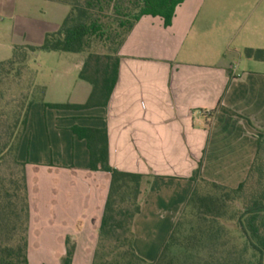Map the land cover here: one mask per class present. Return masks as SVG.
Wrapping results in <instances>:
<instances>
[{
	"label": "crops",
	"instance_id": "1",
	"mask_svg": "<svg viewBox=\"0 0 264 264\" xmlns=\"http://www.w3.org/2000/svg\"><path fill=\"white\" fill-rule=\"evenodd\" d=\"M17 2L24 10L11 14L24 40L11 42L12 51L43 43L70 12L50 0H0V9ZM262 7L264 0H187L169 27L161 17L143 16L119 51L107 107L33 104L18 155L26 163L29 264H61L68 238L75 246L72 264H93L111 176L89 170L87 142L74 127L106 129L110 165L145 176L134 247L148 262L159 255L198 168L203 179L229 188L246 179L264 136V61L236 59L232 48L261 49L255 43L262 37ZM83 60L78 55L79 73ZM67 78L61 75L60 83ZM91 92L78 74L67 103L83 105Z\"/></svg>",
	"mask_w": 264,
	"mask_h": 264
},
{
	"label": "trees",
	"instance_id": "2",
	"mask_svg": "<svg viewBox=\"0 0 264 264\" xmlns=\"http://www.w3.org/2000/svg\"><path fill=\"white\" fill-rule=\"evenodd\" d=\"M50 1L68 5L69 14L57 32L45 35L40 46H14L11 58L0 62V85L39 52L68 53L83 57L79 78L91 85L92 92L83 105L32 99L13 124L0 106V264H29L26 163L18 155L33 104L40 101L55 110L107 107L119 78V51L137 22L143 16L161 17L169 27L177 7L187 0ZM244 55L248 60L264 61L262 49L246 48ZM4 98L0 90V103ZM72 130L87 142L89 170L111 176L93 264H264V136L246 179L236 188L207 181L197 169L194 187L168 238L156 260L148 262L134 247V223L141 213L145 176L110 165L106 129ZM9 158L11 167L6 165ZM236 201L242 209L234 205ZM66 245L61 264H72L75 246L70 238Z\"/></svg>",
	"mask_w": 264,
	"mask_h": 264
},
{
	"label": "rangeland",
	"instance_id": "3",
	"mask_svg": "<svg viewBox=\"0 0 264 264\" xmlns=\"http://www.w3.org/2000/svg\"><path fill=\"white\" fill-rule=\"evenodd\" d=\"M13 7V9L9 10L5 8L0 9V62L11 58V42L15 43L24 40L23 33L19 31L20 27L18 25V18L15 17V15L13 17L11 13L14 10L16 15H18L19 11L24 10L25 6L17 2L13 5ZM261 10L264 16V8ZM29 11L32 13L36 12L32 7L29 8ZM112 16L113 15H111V17ZM43 20L47 23L49 20V11H45ZM242 29L244 31L245 25H242V27L239 28V33L241 34H243ZM260 29L262 37L259 38L258 42L255 44L261 46V49L264 50V23ZM239 33L238 36H241ZM41 44L42 42L28 46H40ZM236 44H239V42ZM239 48L233 47L232 49L235 51L237 56L236 59L244 61L246 59L244 55L245 49L243 50ZM32 57L35 56L32 55ZM77 60L78 55L75 54L39 52L37 56L31 60L28 65L21 68L18 73H15L14 71L9 78L4 79V82L0 85V90L5 92V98L0 103V106L5 107V113L9 124L14 123V118L18 113L21 112V115L24 114L28 103L32 99L36 98L39 100V98H43L44 103L69 102L73 96V84L78 80L79 71L75 64ZM61 75L68 77V80H66L63 84H61L59 80ZM43 87L49 88L48 93L46 92L44 96H42ZM36 104H42V102L37 101ZM12 163V158H9L6 165H10L11 167ZM234 205L237 208L242 209V205L239 201H236ZM228 225L231 227L234 226L233 224Z\"/></svg>",
	"mask_w": 264,
	"mask_h": 264
}]
</instances>
